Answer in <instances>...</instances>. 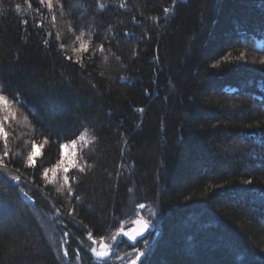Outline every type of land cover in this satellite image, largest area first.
I'll use <instances>...</instances> for the list:
<instances>
[{"label":"trees","instance_id":"trees-1","mask_svg":"<svg viewBox=\"0 0 264 264\" xmlns=\"http://www.w3.org/2000/svg\"><path fill=\"white\" fill-rule=\"evenodd\" d=\"M0 94V264H264V0H0Z\"/></svg>","mask_w":264,"mask_h":264},{"label":"rangeland","instance_id":"rangeland-1","mask_svg":"<svg viewBox=\"0 0 264 264\" xmlns=\"http://www.w3.org/2000/svg\"><path fill=\"white\" fill-rule=\"evenodd\" d=\"M142 210H143V207H141L140 210H139V212L135 215V217H134L135 220L138 219V218L145 217V214L143 213ZM147 220H148V222L151 225V230L149 231V233H151V231L153 232V230H154V226H152V224L149 221V219H147ZM131 229H132V225L128 227V226L125 225V223H123L122 227L120 228L118 237H117V242L113 241L114 243H116L114 245L112 243H108V242H105V241L95 242V244L93 243L91 245L90 250L93 251V249H95V252L93 253L94 258L96 257V253L99 252V251H108V250H111L112 251V258L109 259L110 261L107 260L109 262L104 263V264H131L133 261H135L136 258L141 253H145L146 252L145 249H139L137 251L131 252L126 257H124L123 261L120 262V263H116L117 261L115 260V257H118L119 258V255L117 256L118 251H119V250H117V243L118 244L121 243L122 242L121 240L123 239L122 237L125 236V233L129 232ZM149 233H148V235H150ZM120 257H121V254H120ZM94 261L97 262V264H100V263H98V261L96 259H94ZM81 263H83V264H96L94 262L91 263V261H89L88 259H85V258L83 260H81L80 264ZM66 264H71V262L69 260H67Z\"/></svg>","mask_w":264,"mask_h":264},{"label":"snow or ice","instance_id":"snow-or-ice-1","mask_svg":"<svg viewBox=\"0 0 264 264\" xmlns=\"http://www.w3.org/2000/svg\"><path fill=\"white\" fill-rule=\"evenodd\" d=\"M42 2L46 3L47 7H49V8L53 7V0H42ZM100 7L103 8V5H100ZM52 20L55 21L56 17L53 16ZM45 43H47V41H45ZM84 47H85L84 45H81V49H83ZM6 102H7L6 97L3 94H0V103H6ZM0 136L4 137L5 141L7 140L8 133H7L6 129L2 125H0ZM71 143L74 146L76 144V141L73 140V141H71ZM38 148H39V145H35L34 144L33 145V151L28 156V161H29L30 165H32V166H35V160L37 158V149ZM60 149H61V159L57 163L56 169H60L61 166H63L64 171L67 172V171H69L68 164L71 163V161L68 160V156L70 154L69 153L68 144L67 143H62L60 145ZM0 166H3V157H0ZM49 171H50L49 169H45L44 170L45 177L48 175ZM16 179H20V177H16ZM64 180L68 181L69 177L67 175H65L64 176ZM141 207H143V205H141ZM137 222L140 223V221H137ZM145 226L147 227V224H145ZM125 234L126 235H131L133 239L135 238V236L133 234H131V233H125ZM93 251H95V249H93ZM97 254L103 256V255H106L107 253L104 252V251H101V252H99ZM140 255H143V253H141ZM133 264H135L134 261H133Z\"/></svg>","mask_w":264,"mask_h":264},{"label":"water","instance_id":"water-1","mask_svg":"<svg viewBox=\"0 0 264 264\" xmlns=\"http://www.w3.org/2000/svg\"><path fill=\"white\" fill-rule=\"evenodd\" d=\"M148 217V215H146L145 218H138L134 221L133 223V227L132 229L127 232V233H131L135 236V238L133 239L131 235H125V239L132 245H135L138 241H141V240H144L147 235H148V231L150 229V224L149 222L146 220V218ZM137 221H140V223H138ZM145 224H147V227L145 226ZM95 251H92V253H94ZM101 252V251H99ZM97 252V253H99ZM106 252L107 254L106 255H98L96 253V256L97 258L100 260V261H106L108 259L111 258V255H112V251L111 250H108V251H104ZM144 253L143 255H139L138 258L134 261L135 264H140L141 261L143 260L144 258ZM133 264V262L131 263Z\"/></svg>","mask_w":264,"mask_h":264},{"label":"flooded vegetation","instance_id":"flooded-vegetation-1","mask_svg":"<svg viewBox=\"0 0 264 264\" xmlns=\"http://www.w3.org/2000/svg\"><path fill=\"white\" fill-rule=\"evenodd\" d=\"M111 258H112V257H111ZM118 261H119V262H118ZM118 261H117V262H118V263H120V262H122V261H123V259L119 258V259H118Z\"/></svg>","mask_w":264,"mask_h":264}]
</instances>
